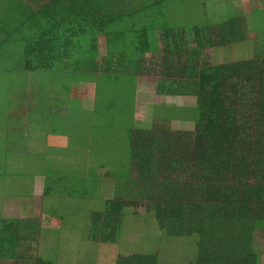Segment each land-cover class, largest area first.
Returning a JSON list of instances; mask_svg holds the SVG:
<instances>
[{
	"label": "trees",
	"instance_id": "obj_1",
	"mask_svg": "<svg viewBox=\"0 0 264 264\" xmlns=\"http://www.w3.org/2000/svg\"><path fill=\"white\" fill-rule=\"evenodd\" d=\"M177 1L182 2L78 0L70 7L65 0H0V71L11 74L13 68L21 67L22 75L30 76L17 82L18 72L12 73L15 85L10 94L22 86L30 93L20 95L21 100L16 95L9 100L7 95L3 106L0 101V178L6 184L11 179L7 165L14 160L17 164L28 161L25 171L17 166L15 177L27 181V191L14 195L3 191L0 184V193L4 192L0 201L26 196L34 178L40 176L44 178L43 205L59 212L58 228H43L32 216L13 219L0 213V264H57L61 252L60 260L68 262L72 252L61 249L65 244L58 235L63 226L68 236L80 230L79 240L84 243L116 244L127 220H137L140 211L155 220L160 237L189 243L184 253L193 254L191 264L260 263L264 37L259 57L210 65L205 49L243 43L249 18L236 9L216 23H196L190 29L165 26L160 9ZM237 2L234 0L235 8ZM194 4L208 6L205 0ZM253 29L264 34V26L255 24ZM156 31L164 42L161 55ZM149 55L153 61L147 63ZM149 75L155 76L158 95L193 97L196 103L150 104L142 121H137L138 82ZM86 85L93 92L91 108L107 114L99 116L102 121L88 120L89 129L99 124L95 129L99 136L89 132L86 139L79 140L81 149L65 152L48 147L42 155L20 153L27 147L22 114L41 115L36 123L41 125L37 129L41 136H71L65 130L73 127L77 112L79 121L89 113L86 99L75 96ZM109 88L111 99L96 107V96H108ZM29 96L34 99L33 107L19 113ZM116 97H121L123 110L117 108ZM161 108L174 113H156ZM112 111L125 118L117 120ZM152 111L153 118L149 116ZM172 120H192L194 130H172ZM111 135L119 139L112 143ZM102 149L109 150L108 157L92 154V150ZM60 155L72 162L74 170L69 175L45 169L48 162L60 164ZM85 202L89 206L79 215L84 220L79 224L77 207ZM43 236L50 239L51 246L42 254ZM159 243L156 237L154 246ZM155 252L120 256L115 264H158Z\"/></svg>",
	"mask_w": 264,
	"mask_h": 264
},
{
	"label": "rangeland",
	"instance_id": "obj_2",
	"mask_svg": "<svg viewBox=\"0 0 264 264\" xmlns=\"http://www.w3.org/2000/svg\"><path fill=\"white\" fill-rule=\"evenodd\" d=\"M78 0H65V3L70 5L76 4ZM208 2V6L205 8H201V6H195V0H182V2H168L163 5L160 9V12L164 13L163 20L166 22L165 26L178 25L180 27H184L190 29L193 24H204L206 21L209 23H216L220 21V19L228 18L235 13L236 9H239V12H242L246 18L248 19V33L247 38L243 43H236L232 45H227L221 48H210L205 49V59L210 63V65H221L226 63H234V62H243L250 61L255 58V55L259 57L260 45L263 40L264 34L262 32H256L253 27L255 24H259L264 26V5L262 7L261 3L264 0H237V8L234 6V0H205ZM257 8V9H255ZM254 9V10H253ZM201 10V11H200ZM253 13H251L252 11ZM157 12V11H155ZM251 21V23H250ZM156 35V48L157 51L161 50L164 45L163 40H161L160 33L155 32ZM193 47L196 46V43H193ZM102 54H104L102 45L99 47ZM159 55L161 52L159 51ZM158 55V56H159ZM150 63L152 60L151 56H146L145 58ZM18 72L17 82H21L23 79L30 78V76L22 75L23 70L21 67H16L12 69L11 74L9 72L0 71V101L3 103L4 100L7 99V95H9V100H13L15 95L17 99L21 100L22 96L20 95H28L30 92L24 91L25 87L22 86L20 88L16 87L17 93H11L13 90V86L15 85L11 83V75L13 76ZM155 76H143L138 82L137 93L135 97V117L137 121H142L143 117L147 114V107L152 104L166 103V105H177L182 106L183 104L193 105L196 103L195 98H178V97H163L156 93L155 91ZM110 89V88H109ZM107 90V92L111 91ZM107 93V95L109 94ZM74 96V94H73ZM75 96L84 97L86 99L87 104L85 107L90 108L84 118L80 120V112H77L75 117V122L72 125L73 127H67L65 130L66 133H70L71 136L68 135H43L41 136L39 133V129L41 125H37V120L41 116L40 114H22L21 124L25 125V128L22 129V134L25 139L26 149L22 150L20 153H28L29 155H42L45 153L46 148L55 147L60 149H65L71 151L73 149H81V143H79L80 139H86L89 132L93 133L95 137H98L100 131H95L98 129L99 124H96L93 129H89L88 120L91 117L99 118V116L106 117V113H103L102 110L94 112V109L91 108V101L93 99V92L91 91V86L86 85L79 90ZM112 97V93L106 97L96 96V107H102L107 98L109 101ZM24 107L20 108V112L23 110H28L30 107H33L32 103L34 99L32 96L28 97ZM116 106L118 109H124V103L121 97L115 98ZM74 106V104H70L69 107ZM78 108V107H77ZM76 108V109H77ZM157 110L156 113H164L171 114L174 111H162ZM99 113V114H98ZM111 116H115L117 120H123L125 116L123 113L116 112L115 114L110 113ZM155 114V113H154ZM90 116V117H89ZM151 118H153V111L150 113ZM71 118H66L65 121H71ZM42 120L46 123V119L42 116ZM94 121H102L100 118L94 119ZM172 130H181V129H190L194 130V125L192 120H172L169 122ZM45 128V127H44ZM93 130V131H92ZM119 139L117 135H111L110 140L112 143H115ZM51 155H55V152L49 151ZM104 153L105 157L109 156L108 149L102 150H92V154L99 155ZM50 156V155H49ZM61 156V155H60ZM63 160L60 164H46L45 169L47 171H60L66 175L73 172L74 169L70 168L72 162L68 161L69 157L61 156ZM29 165L30 162L26 161L24 163H19L14 160L11 164L7 165L6 174L10 175L7 177H11V179H7V183L5 184V179L0 178L1 188L3 191H11L13 194L17 192V194H23L27 191L26 180L17 177V166L20 167V170H27L26 165ZM5 184V185H4ZM43 188H44V178L36 177L34 178L33 184L30 185V190L28 194L24 197H3L0 201V213L1 217L4 218H13V219H28V217L32 216L38 219L40 226L43 228H58L59 227V212L54 211V209L50 208L48 205H43ZM1 192L3 194L4 192ZM16 195V194H14ZM98 205V204H94ZM87 206H89L88 202H85L84 206L77 207L78 216L84 214ZM93 206V207H94ZM75 207V206H74ZM139 217L137 220H133L129 218L127 220V225L124 226L122 230V234L119 238V242L116 244H96L92 245L91 243H84L83 240H79L82 232L80 230H74L73 233H66L67 228L63 226L62 232L58 233V235L62 236V241H64L65 246L61 249L64 251L67 249L71 251L72 254L69 257V260L64 262L60 260V255L57 257V264H115L117 260H119L120 256H129L137 251L145 252V251H156L158 264H191L190 261H193V254L184 253L185 247L189 245V243H185L182 240L174 239L173 241H168V237L165 235L161 236V233L158 230V225L155 223V220L145 218V213L140 211ZM76 217H73L75 220ZM79 224L84 223V220L81 216L78 217ZM82 229V227H79ZM55 235L53 234V237ZM158 238L160 242L158 246H154L153 241L155 238ZM160 237V238H159ZM152 240V241H151ZM257 241L259 245V249L261 250L262 257L260 258L259 264H264V236H258ZM50 239L48 237H42L40 239L39 251L43 254L45 248H49ZM175 242L179 243L175 245ZM48 244V245H47ZM65 247V249H64Z\"/></svg>",
	"mask_w": 264,
	"mask_h": 264
},
{
	"label": "crops",
	"instance_id": "obj_3",
	"mask_svg": "<svg viewBox=\"0 0 264 264\" xmlns=\"http://www.w3.org/2000/svg\"><path fill=\"white\" fill-rule=\"evenodd\" d=\"M263 6V4L261 3V6L260 7H262ZM255 9H257V8H255ZM254 10V9H253ZM252 11V10H251ZM156 32H158V31H156Z\"/></svg>",
	"mask_w": 264,
	"mask_h": 264
}]
</instances>
